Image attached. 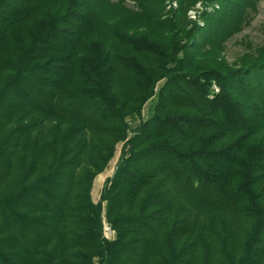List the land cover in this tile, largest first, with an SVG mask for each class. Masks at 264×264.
Here are the masks:
<instances>
[{
  "label": "trees",
  "instance_id": "trees-1",
  "mask_svg": "<svg viewBox=\"0 0 264 264\" xmlns=\"http://www.w3.org/2000/svg\"><path fill=\"white\" fill-rule=\"evenodd\" d=\"M132 1L0 0V264H264L259 0Z\"/></svg>",
  "mask_w": 264,
  "mask_h": 264
},
{
  "label": "rangeland",
  "instance_id": "rangeland-1",
  "mask_svg": "<svg viewBox=\"0 0 264 264\" xmlns=\"http://www.w3.org/2000/svg\"><path fill=\"white\" fill-rule=\"evenodd\" d=\"M165 9L170 11L175 9L178 5L177 0H165ZM124 6L129 9H136V5L132 0H125ZM201 9L200 2H197L187 12L189 19L195 20L196 11ZM250 20L238 33L234 34L226 43L222 53V58L229 64L233 63L235 59L241 55L253 53L257 47L264 45V0H259L256 4V9L250 14ZM198 20V19H196ZM213 89V88H212ZM148 105L145 106L143 114H146ZM49 125L51 124L48 123ZM89 137V133L87 134ZM86 135V136H87ZM120 154V145L117 146V150L113 159H111L107 168L103 173L97 175L92 184L91 188V199L96 202L99 197L100 189L105 178L112 175L116 161ZM111 235H108L110 238Z\"/></svg>",
  "mask_w": 264,
  "mask_h": 264
},
{
  "label": "built area",
  "instance_id": "built-area-1",
  "mask_svg": "<svg viewBox=\"0 0 264 264\" xmlns=\"http://www.w3.org/2000/svg\"><path fill=\"white\" fill-rule=\"evenodd\" d=\"M111 234H112L111 230L107 226H105L104 227V236L106 238H108V235H111Z\"/></svg>",
  "mask_w": 264,
  "mask_h": 264
}]
</instances>
